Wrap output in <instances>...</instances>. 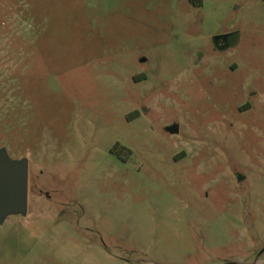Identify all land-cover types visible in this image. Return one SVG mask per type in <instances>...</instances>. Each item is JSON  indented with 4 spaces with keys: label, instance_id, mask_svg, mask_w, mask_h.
Instances as JSON below:
<instances>
[{
    "label": "rangeland",
    "instance_id": "obj_1",
    "mask_svg": "<svg viewBox=\"0 0 264 264\" xmlns=\"http://www.w3.org/2000/svg\"><path fill=\"white\" fill-rule=\"evenodd\" d=\"M0 147V264H264V0H0Z\"/></svg>",
    "mask_w": 264,
    "mask_h": 264
},
{
    "label": "water",
    "instance_id": "obj_2",
    "mask_svg": "<svg viewBox=\"0 0 264 264\" xmlns=\"http://www.w3.org/2000/svg\"><path fill=\"white\" fill-rule=\"evenodd\" d=\"M167 130L178 132L176 124ZM29 205V160L12 158L0 147V223L14 213L25 214Z\"/></svg>",
    "mask_w": 264,
    "mask_h": 264
},
{
    "label": "flooded vegetation",
    "instance_id": "obj_3",
    "mask_svg": "<svg viewBox=\"0 0 264 264\" xmlns=\"http://www.w3.org/2000/svg\"><path fill=\"white\" fill-rule=\"evenodd\" d=\"M226 37H227L226 34H222V35L218 34V35L214 36V41L221 43V41H223Z\"/></svg>",
    "mask_w": 264,
    "mask_h": 264
}]
</instances>
